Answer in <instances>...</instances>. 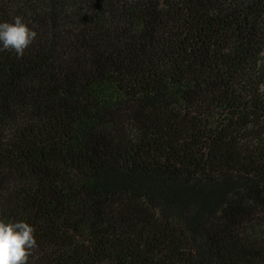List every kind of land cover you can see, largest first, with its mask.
<instances>
[{"label":"trees","instance_id":"16d2710c","mask_svg":"<svg viewBox=\"0 0 264 264\" xmlns=\"http://www.w3.org/2000/svg\"><path fill=\"white\" fill-rule=\"evenodd\" d=\"M0 220L28 264H264V0H0ZM2 47V45H0Z\"/></svg>","mask_w":264,"mask_h":264},{"label":"clouds","instance_id":"9594fccd","mask_svg":"<svg viewBox=\"0 0 264 264\" xmlns=\"http://www.w3.org/2000/svg\"><path fill=\"white\" fill-rule=\"evenodd\" d=\"M38 33L16 16L11 22H0V51H14L22 58ZM35 227L25 221L0 220V264H28L32 250L37 247Z\"/></svg>","mask_w":264,"mask_h":264}]
</instances>
